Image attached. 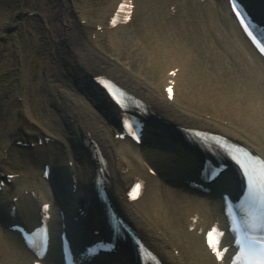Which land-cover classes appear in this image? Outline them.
<instances>
[{"label":"bare ground","instance_id":"1","mask_svg":"<svg viewBox=\"0 0 264 264\" xmlns=\"http://www.w3.org/2000/svg\"><path fill=\"white\" fill-rule=\"evenodd\" d=\"M255 1H260L256 14L262 18L264 3L262 5V0ZM119 2L107 0L108 6L103 7L105 2H101L96 8L91 0H20L17 7H0V124L6 122V128L0 127V151L1 142L7 146L12 138L25 136L23 127L27 124L26 119L34 121L36 127L31 135L54 138L58 145L67 149L69 155L66 160L75 163L80 183H84L81 195H93L98 199L93 181L100 167L97 162H92L90 150L87 149L92 145L94 150L93 144L97 142L110 162L106 174L111 181L109 185L116 208L123 218L138 229L147 245L166 264H215L197 231L190 233L189 227L194 226L191 219L197 213L202 224L209 223L214 215L219 214L218 202L210 200L216 212L212 215L209 211L213 209L208 210L207 204L167 190L164 180L155 178L148 170L149 165H153L166 179L178 183L182 173H187L183 164L162 160L158 152L149 158L143 151L132 150L131 155L124 152L129 143L115 140V135L120 131L116 124L112 128L106 119L115 118L117 114H113L115 110L112 104L92 80L106 76L121 84L147 102L152 108L151 120L157 117L163 119L162 125L171 126L175 134L183 129H220L227 136H236V139L264 157V102L260 100L264 99V61L258 57L255 68L244 71L225 52L224 46L230 45L238 57L247 62L231 38L235 32L246 44L226 7V14L220 17L208 4L205 21L196 24L185 18L174 26L169 13L165 12L168 0H135L131 22L139 18L140 28L132 30L130 22L110 30L109 23ZM220 3L225 6L224 0H220ZM169 5L179 6L177 3ZM32 14L33 20H38L43 27L41 38L38 35L35 37V27L29 22ZM210 19L215 21L214 26ZM221 23L228 25V28L222 30ZM217 33L221 35L220 38L216 37ZM22 35L25 41L21 39ZM105 38L110 41L109 50L101 46ZM194 41L207 45L209 50V46L215 44L218 53L210 55L199 49L201 45L195 46ZM27 44L30 51L24 55L23 45ZM15 50L21 55L15 57ZM16 59L18 62H15ZM227 63L233 71L229 70ZM33 64L36 66L33 67ZM34 72L37 73L36 79ZM82 80L90 86L96 103L103 110L95 107L88 95L77 91ZM172 84L175 85L174 100L169 102L166 88ZM10 106L13 110L7 111L6 108ZM57 111L65 114V122L73 126L74 139L79 137L80 155H76L70 143H65L67 132L64 125L54 123L56 117H62ZM47 113L49 115L45 118H37ZM150 128L154 129V124ZM179 136L184 138L191 152L192 149H200L186 135ZM36 151L46 153L41 146ZM185 155L190 156L189 153ZM163 158L169 160L168 157ZM10 160L3 159L0 154V166L4 172L17 176L15 187L8 185L7 196L2 198L0 195V200L5 204L6 211L13 198L19 196L17 217L30 224L38 207L34 200L25 195L26 190L38 189L39 194H43L47 200H55L51 192L52 181L49 183L37 178L36 170ZM134 177H142L146 181V190L142 199L131 205L126 202L124 194ZM231 182L235 186V182ZM60 183L62 194L56 189L60 194L59 202L64 208H71V200L75 197L74 182ZM178 185L182 186L181 183ZM183 187L186 189L185 185ZM170 189L173 190V187ZM220 189L218 187L217 191ZM59 204L56 205L57 209H60ZM101 208L105 214L104 205ZM6 213L8 216L0 212L3 220L0 222V264H31L30 253L10 230L8 223L12 218ZM82 224L86 227L80 225L76 236L79 239L83 238L80 233L88 235L84 230L98 225L97 220L93 223L85 220ZM89 239L94 241L93 236ZM131 252L117 254V260L109 264H136L133 261L136 251L132 248ZM122 256L124 258L120 259Z\"/></svg>","mask_w":264,"mask_h":264},{"label":"rangeland","instance_id":"2","mask_svg":"<svg viewBox=\"0 0 264 264\" xmlns=\"http://www.w3.org/2000/svg\"><path fill=\"white\" fill-rule=\"evenodd\" d=\"M2 1H4V2H6V6L4 5V8H9V6H10V4H11V2H13V4L15 3V5L17 6L18 5V3H19V1L20 0H2ZM93 3H95V7L97 8V4H99V6H100V3L101 2H105V4H104V6L103 7H105V6H108L109 4L107 3V0H91ZM98 6V7H99ZM95 14H97V12H95ZM93 17H97V15H94ZM34 23H32V25L34 24V26L36 27V34L37 35H39L40 37H41V35H42V29L40 28V23H38V22H35V21H33ZM143 24V23H142ZM140 22H139V18H137L136 17V19H135V22L134 23H132V25L130 26V28L132 29V30H138L139 28H140ZM101 46L102 47H105L107 50H109L110 49V41L108 40V39H104L102 42H101ZM105 49V50H106ZM36 78V77H35ZM48 115V113L47 114H45V115H42V117H41V115L39 116L38 115V119L39 118H43V117H45V116H47ZM54 126H55V124H54ZM34 126L33 125H28V126H26V128L27 129H31V128H33ZM19 152H22V151H20V150H18L17 152L15 151V153H16V156H15V153H14V160L16 161V160H18L19 161V163L21 162H24V159L22 158V156H19L18 157V154H19Z\"/></svg>","mask_w":264,"mask_h":264},{"label":"snow or ice","instance_id":"3","mask_svg":"<svg viewBox=\"0 0 264 264\" xmlns=\"http://www.w3.org/2000/svg\"><path fill=\"white\" fill-rule=\"evenodd\" d=\"M261 43H264V41H262ZM261 51H264V48H261ZM171 91L172 90L169 89L170 94H171ZM217 244H218V241H217ZM217 244H211L210 246L213 248V251L216 252L217 257L220 258L221 253L217 250ZM255 264H264V246L260 248L259 259L256 260Z\"/></svg>","mask_w":264,"mask_h":264}]
</instances>
